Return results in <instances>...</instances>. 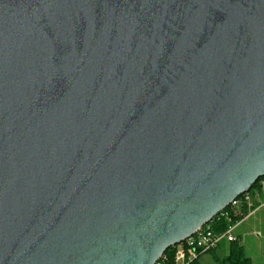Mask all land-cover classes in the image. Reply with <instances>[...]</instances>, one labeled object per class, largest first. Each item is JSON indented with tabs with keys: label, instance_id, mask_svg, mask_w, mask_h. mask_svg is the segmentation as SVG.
Returning <instances> with one entry per match:
<instances>
[{
	"label": "water",
	"instance_id": "95a60500",
	"mask_svg": "<svg viewBox=\"0 0 264 264\" xmlns=\"http://www.w3.org/2000/svg\"><path fill=\"white\" fill-rule=\"evenodd\" d=\"M264 176V0H0V264H156Z\"/></svg>",
	"mask_w": 264,
	"mask_h": 264
},
{
	"label": "crops",
	"instance_id": "0c3cea01",
	"mask_svg": "<svg viewBox=\"0 0 264 264\" xmlns=\"http://www.w3.org/2000/svg\"><path fill=\"white\" fill-rule=\"evenodd\" d=\"M248 212L237 221L233 230L237 240L245 248L246 254L251 258L252 264H264V186L251 193L248 201ZM256 206L252 208V206ZM238 208H242V203ZM229 242L224 241L216 249L221 255L228 253Z\"/></svg>",
	"mask_w": 264,
	"mask_h": 264
},
{
	"label": "trees",
	"instance_id": "16d2710c",
	"mask_svg": "<svg viewBox=\"0 0 264 264\" xmlns=\"http://www.w3.org/2000/svg\"><path fill=\"white\" fill-rule=\"evenodd\" d=\"M264 186V176L260 177L250 188L251 193H255L256 191L260 190ZM249 202H242V208H236L232 209L231 205L227 206L223 211L219 212L214 218L208 222L211 224V227L213 230L218 231V232H223L228 228V226L231 223H234L241 219L247 212V204ZM256 206H252L254 208ZM230 211V215L232 216L231 221L223 216L221 213L224 211ZM228 253L225 255H221L220 253L217 252L216 249H213L209 252H211L214 256V259L217 264H252L251 258L246 254L244 245L239 241V240H234L229 242L228 245ZM175 253H176V248L175 246H170L164 254L161 256L159 261L157 263L160 264H175ZM189 264H201L199 262V258L193 260Z\"/></svg>",
	"mask_w": 264,
	"mask_h": 264
},
{
	"label": "built area",
	"instance_id": "2783aa9c",
	"mask_svg": "<svg viewBox=\"0 0 264 264\" xmlns=\"http://www.w3.org/2000/svg\"><path fill=\"white\" fill-rule=\"evenodd\" d=\"M251 199V192L247 191L237 197L230 204L232 209H236L243 201H249ZM223 211V210H222ZM230 211L222 212V215L228 218L230 221L232 216ZM237 221L231 223L226 230L218 232L208 225L202 226L196 233L182 240L177 247L175 255V264H189L193 260L197 259L201 254L209 252L213 249H217L222 242H231L237 239L233 230ZM160 264V263H156Z\"/></svg>",
	"mask_w": 264,
	"mask_h": 264
},
{
	"label": "rangeland",
	"instance_id": "374dc122",
	"mask_svg": "<svg viewBox=\"0 0 264 264\" xmlns=\"http://www.w3.org/2000/svg\"><path fill=\"white\" fill-rule=\"evenodd\" d=\"M227 211H228V210H227ZM221 214H222V213H221ZM208 225L211 226V224H209V223L205 224L204 226L207 227ZM174 246H175L176 251H177V247H178L179 245L176 244V245H174ZM218 253H219V252H218ZM175 255H176V253H175ZM198 258H199V262H200L201 264H217L216 261H215V259H214L213 254H212L211 252H205V253L201 254Z\"/></svg>",
	"mask_w": 264,
	"mask_h": 264
}]
</instances>
